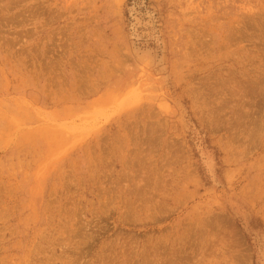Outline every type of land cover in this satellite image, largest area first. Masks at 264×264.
<instances>
[{
  "label": "rangeland",
  "instance_id": "obj_1",
  "mask_svg": "<svg viewBox=\"0 0 264 264\" xmlns=\"http://www.w3.org/2000/svg\"><path fill=\"white\" fill-rule=\"evenodd\" d=\"M0 264H264V0H0Z\"/></svg>",
  "mask_w": 264,
  "mask_h": 264
}]
</instances>
